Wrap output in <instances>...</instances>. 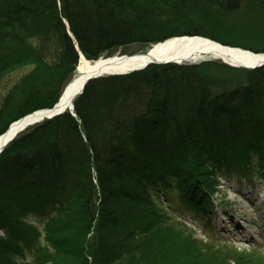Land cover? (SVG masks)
<instances>
[{
  "label": "trees",
  "instance_id": "16d2710c",
  "mask_svg": "<svg viewBox=\"0 0 264 264\" xmlns=\"http://www.w3.org/2000/svg\"><path fill=\"white\" fill-rule=\"evenodd\" d=\"M240 10L264 19V0H0V53L33 44L30 56L0 71L29 64L39 78L19 97L2 99L0 134L55 104L79 52L96 61L181 35L246 49L236 36L249 31L219 18ZM83 91L72 113L35 124L0 154V264H19L43 238L48 247L36 249L32 264H58L50 251L65 264H175L126 260L131 241L164 219L152 194L175 191L185 208L207 213L222 182L264 181V66L151 64L93 79ZM29 216L43 223L42 238L24 221ZM183 241L197 252L184 248L180 259L172 255L176 264H225L213 253L221 247L200 251ZM239 253L236 264L263 256L256 248ZM193 254L199 262H189Z\"/></svg>",
  "mask_w": 264,
  "mask_h": 264
},
{
  "label": "rangeland",
  "instance_id": "374dc122",
  "mask_svg": "<svg viewBox=\"0 0 264 264\" xmlns=\"http://www.w3.org/2000/svg\"><path fill=\"white\" fill-rule=\"evenodd\" d=\"M233 22L235 24V29L239 33L249 31L247 36L237 35L240 43L244 47L252 48H262L264 46V19H256L254 14H249L245 10H240L239 12H234V14L219 17ZM229 28L228 24H225ZM157 44V43H155ZM152 44L151 46L155 45ZM255 46V47H253ZM33 44L28 43L27 45H21V47L10 49L4 53L0 54V66L4 63H11L13 60L21 59L24 56H30L33 52ZM149 48H145L141 45H129L128 49H120L115 54H123V51L128 52V54H136L141 51H147ZM264 53V52H258ZM115 56V55H112ZM200 61V60H198ZM216 61V60H214ZM220 62V61H216ZM33 65H23L20 69L12 70L9 74L0 79V103L3 98L7 97L8 93L11 92L15 97H19L28 88L32 87L34 84L39 82V78L31 75L33 71ZM74 75V74H73ZM72 75V76H73ZM69 78V80L72 78ZM68 80V82H69ZM35 126V124L33 125ZM218 194L217 199L222 202L220 208H216L217 212L229 211L235 212L240 218L237 223L239 227L237 228L234 223L233 226H228L227 223H220L214 216L209 219V215L204 216L200 213L196 214L193 211H188L184 208L182 204L177 202V193L172 192L173 199L169 203H165L164 199H167L168 194L164 195L161 193V188L158 190V194L154 195V199L160 204L161 210H163L166 218L164 221L169 226L164 228H159L158 230H152L150 234L144 236L142 239L132 242L128 246V254L126 256L127 261H132L135 259L139 262L149 263L159 258H163L165 262L177 263V260L172 259V255L179 254L173 258L180 259L184 248L190 253H196V248L187 245L183 239H187L189 242L193 240V237L199 240H203L204 243H213L215 245L222 246L221 248L213 251L217 256L223 258L225 264H236L235 259H240L242 255L229 249V247H237V250L242 252L249 246L257 245L264 254V183L259 182L256 177L253 178L252 183L248 180L242 181L239 186L235 181H232L227 185H220L216 187ZM172 197V194L169 193ZM251 199V201H249ZM228 212V213H229ZM225 213V212H224ZM64 218L67 220L66 215ZM38 218L29 216L25 219L26 223H30L35 226L39 232H41L40 237L42 238L44 233L42 232V225L35 221ZM45 222V220H43ZM187 232L192 236H187L184 233ZM257 233V234H256ZM254 234V235H252ZM173 235L177 236L179 240L175 242L171 241ZM250 236V237H248ZM247 241V242H246ZM148 248H147V247ZM48 242L41 239L37 242V246L31 245L30 248L24 251V256L20 258L21 264H32L35 257L31 254H37L41 249L47 248ZM204 246L200 245L198 250H202ZM50 261L61 263L60 258L62 254H57L54 251H50ZM38 256V254H37ZM189 262L192 263L195 260L199 262V258L196 255L189 256ZM253 263L264 264V257L261 254H257L256 257L252 256ZM180 262V261H178ZM196 264V263H195ZM200 264H215L214 262Z\"/></svg>",
  "mask_w": 264,
  "mask_h": 264
},
{
  "label": "bare ground",
  "instance_id": "6f19581e",
  "mask_svg": "<svg viewBox=\"0 0 264 264\" xmlns=\"http://www.w3.org/2000/svg\"><path fill=\"white\" fill-rule=\"evenodd\" d=\"M218 31H220L221 33L226 32L220 29H218ZM228 34H225V35H228ZM182 36L183 35L177 36V37L181 38ZM185 37H190L192 39L184 38L183 41L181 42L180 40H178L177 42H175L177 46L175 44H172V42H170L168 45H165L166 52L164 54L177 51L178 55L182 57L186 55L185 54L186 52L194 51L197 55H200V56L204 55L205 57L210 56V57H215V58L217 57L219 59L220 58L228 59L233 64L235 65L237 64L243 67H247V66L252 67L264 60V53H258L259 50H255L258 47L257 48L247 47L245 49L243 47L235 45V46H232V48L230 47L222 48L221 44L223 43L214 38L212 39L210 37H203V36L202 37L201 36H192V37L185 36ZM236 39L239 40L237 36H236ZM158 49H160V47H156L155 49H153L152 54H151L152 56L150 57L149 56H146V57L139 56V57H133L129 60H124V59L118 60V61L107 60V62L106 61L104 63L103 61L99 62L97 65L95 66L93 65L92 67L95 69L99 68L97 72L102 73V74H105L108 72H115V73L127 72L129 73V71H132L133 69H140V67H143L144 65L150 63V61H153V62L160 61L162 56L157 55ZM240 50L247 51V52L245 53ZM7 74L9 73L6 71L5 72L0 71V79L6 76ZM86 74H89V72H86ZM76 77L74 79H76ZM77 80L78 81H77L75 88H80L81 84L83 83V80L81 78H77ZM67 95L68 93H66L65 98L67 97ZM39 116L41 115L39 113H36L35 115L24 119V121L22 122L21 121L18 123L14 122L15 124L11 125L13 126L12 129H10L7 133H5L7 135L4 138L6 139L9 135L14 133L16 129L22 127L25 124V122H33ZM4 138H0V147H2L3 145L2 143L5 140Z\"/></svg>",
  "mask_w": 264,
  "mask_h": 264
},
{
  "label": "water",
  "instance_id": "95a60500",
  "mask_svg": "<svg viewBox=\"0 0 264 264\" xmlns=\"http://www.w3.org/2000/svg\"><path fill=\"white\" fill-rule=\"evenodd\" d=\"M184 38H190V37H181V38H170L169 40H166V41H163V42H160L158 43L157 45L149 48V50L146 52V53H139V54H132V55H122V56H118V57H115L114 58H107V59H99L97 60L96 62H90L88 60H86L85 58H83V56L80 54L79 55V63H78V66H77V74L79 76L76 77V79H73V81L71 83H69L66 88L64 89L63 91V94L61 95V97L58 99V101L56 102V104L54 106H52L51 108H45V110H37V111H34V113H31V114H28L27 116H25L22 120H20L21 122L24 121V119L30 117V116H33L35 115L36 113H39L41 116H39L37 119H35V121L33 122H25V124L16 129L14 131V133H12L11 135H9L6 139L4 138L7 134V133L10 129H12L13 126H11L5 133H3V135L0 136V138H4V142L2 143V147H0V152L4 149L3 147L11 142L13 139H14V136L25 129L26 126H29V125H32V124H35L36 122H40L42 120H45L46 118H52V117H55L56 115L58 114H61L62 112H64L67 108L69 109H72L73 108V104H72V99L77 97V95L83 93V90L85 88V86L87 85V83L90 81V80H93V79H97V77H100L101 75H103L102 73H98L97 71L99 70V68L95 69L93 68L92 66L94 65H97L99 62H102L103 63L107 60H113V61H118V60H129L133 57H146V56H152V50L155 49L156 47H160V49H158L157 51V55L158 56H162L161 60L160 61H157V62H153V61H150V63L144 65L143 67H140V69H144V68H147L150 64H172V63H177V64H181L182 62L184 61H193V59H199V58H203V56H200V55H197L194 51L192 52H186L184 56H180L178 55L177 51L175 52H171V53H166V48H165V45H168L170 42H172V44H175L177 46V44L175 42H177L178 40L183 41ZM192 39V38H190ZM220 45V44H219ZM229 46H226V45H222V48H227ZM242 51V50H240ZM242 52H247V51H242ZM222 63H227L228 65L230 66H233V67H238L240 65H235L233 64L232 62H230V60L228 59H222L220 58ZM261 65H264V60L260 63H258L257 65H254L252 67H243V66H240V67H243V68H250V69H254V68H257V66H261ZM101 69V68H100ZM140 69H133L132 71H139ZM131 71V72H132ZM86 72H89V74H86ZM117 72V71H116ZM105 74H110V75H119V74H125V73H115V72H108V73H105ZM77 78H81L83 80V83L81 84V87L80 88H75L76 87V84H77ZM66 93H68L67 97L65 98V95ZM65 98V99H64ZM20 121H17L20 122ZM15 124V123H13ZM12 125V124H11Z\"/></svg>",
  "mask_w": 264,
  "mask_h": 264
}]
</instances>
